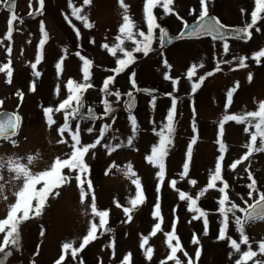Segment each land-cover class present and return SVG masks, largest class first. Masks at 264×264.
Returning <instances> with one entry per match:
<instances>
[{"label":"rangeland","instance_id":"rangeland-1","mask_svg":"<svg viewBox=\"0 0 264 264\" xmlns=\"http://www.w3.org/2000/svg\"><path fill=\"white\" fill-rule=\"evenodd\" d=\"M4 2L5 0H0V7ZM71 3L73 7L82 9L81 15L87 17L91 28H85L84 22L72 15L69 0H44L40 15L30 21H22L21 18L30 12H37L38 0H16L15 13L4 10L0 12V65L10 61L13 73L11 83H6V74L0 73V112L9 111L21 118L17 134L9 139H0V163L5 164L4 168H0V176L4 177L0 180V219L6 218L9 206L16 199L14 193L22 185V181L12 180L14 174L7 171L6 162L9 158L27 164L28 156L36 157L29 168L33 173H38L48 170L58 157L66 159L72 150V139L68 132L63 134L66 143H58L61 139L58 129L64 123L65 113L53 112L52 118L56 123L49 127L44 108L55 109L67 99V82L70 79L78 83L84 82L80 56L92 62L91 79L88 82L93 87L83 93L84 108L86 111L94 110L99 113L100 119L79 120L69 116L70 131L75 132L79 127L81 143L87 145L99 138L100 129L105 128L101 143L85 156L89 168L86 176L92 184V191L88 192L87 183L83 185L86 192L84 203L80 202V188L75 180L77 173L64 169V174L70 177L68 183L55 190L59 192L58 196L48 198L41 215L30 213L31 218L19 225V244L6 249L11 255L7 256L5 264H56L62 254L65 256L62 264H81V261L83 264H122L123 258L128 254H131V264H161L170 252L165 234L172 230L174 220L177 221L176 235L184 250L177 253L181 264H188L189 258H192L194 264H235L249 245L252 251L257 252V256L249 260L248 264H254V261L264 264V254H260L258 248L259 242L264 240V220H257L244 228L249 243L241 244L239 253L230 248L227 239H217L222 219L217 203L221 195L217 189L223 186L221 182L218 181L216 189L208 190L198 200L197 206L208 214L207 235L204 234L203 218L193 220L194 214L188 211V202L179 200V192L196 198L206 188L209 174L221 155L217 137L223 116L256 111L259 102L264 101V57L260 63L252 58L254 53L264 49V20L258 21L249 29L251 38L248 40H214L204 37L176 41L168 47H161L160 29H154L152 51L147 56L142 52H133V57L139 58L117 75L112 70L117 67L116 61L124 58L123 54L117 51L113 56L102 45L114 47L117 43L116 37L120 34L119 28L123 23V9L119 6V0H91L89 5H84L83 0H71ZM124 3L136 25L133 31L147 34L143 14L144 0H124ZM207 6L208 13L218 18L226 27L251 23V12L255 7L254 0H207ZM172 8L175 14L165 15L162 7L154 8L153 14L160 28H167L171 34L177 35L183 24L197 18L196 9V16L200 14V0H174ZM12 15L16 16V20L13 21L9 40L5 36L8 20ZM41 23L47 33V40L42 49L41 62L36 67V71L41 73L37 78L33 75L31 64L36 61L42 39ZM225 43L228 44L227 53L224 51ZM122 47L132 51L135 45L125 40ZM76 53L80 55L77 56ZM239 57L246 58L247 67L239 68ZM62 58V71L58 75L55 65ZM165 61L170 67H165ZM217 64L220 71H216ZM193 65L197 68L190 81L187 72ZM208 72L214 74L207 76ZM165 74L171 79L165 80ZM249 74L252 75L251 82L248 80ZM109 76H115L109 91H118L119 98L101 91L103 81ZM130 77L135 80V88ZM200 77H205L202 87L192 95V84L199 82ZM173 80L178 81L175 90ZM237 82L239 87L234 92L226 113L227 92ZM33 84L35 91L30 90ZM137 87L152 88L158 94L151 96L138 93L135 110L126 113L123 101L129 97L127 93H134ZM18 91L23 93L22 99L17 97ZM172 99L176 100L174 132L164 158L165 172L161 182L157 177L159 169L150 164L146 157L159 142L157 133L167 123L166 116ZM105 100L113 109L107 115L104 111ZM72 106L76 108L75 103ZM129 116L135 117L137 125L131 145L128 144V139L133 137V131ZM245 126L229 121L225 123L221 137L226 146L221 176L229 185V200L238 206L234 214H229L227 236L237 243L240 242V235L236 230L235 218H242L244 212L240 209H247L258 199L256 193H253L252 199L248 197L247 185L251 182L248 179L249 173L256 180L258 191L264 193V152H254L237 165L235 170L230 168L247 151L245 145L249 141V135L244 131ZM89 128L93 130L91 133L87 131ZM194 136L196 143L192 146L188 174L182 178L188 145ZM111 148L115 150L110 152ZM128 165H131L135 176H125ZM137 178L141 183L144 202L130 213L132 219L129 221L123 208L131 207L129 201L136 195L132 180ZM190 180H195L196 184H190ZM172 181L176 182L174 187L171 186ZM93 195L97 209L109 213L107 220L111 232L101 235V230H98L99 238L87 245L73 260L70 251L62 253V245L72 242L73 247L78 248L87 234L89 222L99 224V218L91 213ZM157 202L160 204L162 221L152 216ZM117 203L121 207H117ZM157 222L161 223V228L155 236H151V230ZM193 234L199 244L192 243ZM3 236L4 233H0V242L3 241ZM144 236L149 237L145 248L153 249L150 260L140 248L141 237ZM197 249L200 250L198 260ZM3 256L4 254H0V258ZM167 264H175V261H167Z\"/></svg>","mask_w":264,"mask_h":264},{"label":"snow or ice","instance_id":"snow-or-ice-1","mask_svg":"<svg viewBox=\"0 0 264 264\" xmlns=\"http://www.w3.org/2000/svg\"><path fill=\"white\" fill-rule=\"evenodd\" d=\"M39 8L36 10L38 13L41 12L44 6V0H38ZM84 5H89L91 3V0H83ZM174 3V0H144L143 5V14L145 18V22L147 25V34L143 31H136L134 32L133 29L136 27L134 22L132 21L131 17L128 14V6L124 3V0H119V6L123 9V16L122 20L123 23L121 24L119 28V35L116 37L117 43L114 47H109V45L104 44L102 45L103 48L107 49L108 52L115 56L117 54V51L123 54L122 59H118L116 61L117 67L113 69L117 75L124 71L125 68H127L130 64L134 62L133 52H142L145 56L149 54L150 51H152V41H153V32L154 29L159 28L161 33V40L165 37H167V32L160 28V26L156 22V17L153 14V9L157 7H162L164 14H175L172 8V5ZM254 10L251 12V23L246 24L245 27L241 30V33H238L237 38H239V35L242 34L246 38H251V33L249 32V29L253 28L258 21L264 20V15H261L264 13V0H254ZM14 6V5H13ZM29 7L31 8V2L29 3ZM69 7L72 8V15L77 19L84 22L85 28H91L92 25L88 23L87 17L82 16L81 8L73 7L71 0H69ZM30 15L34 13H29ZM208 6H207V0H200V14H199V21H204V23H200L196 29L193 30L192 33H189V35L192 34H200L201 32L206 33L208 35L213 36H220L221 30L225 28V25H223L219 20H212V21H205V18L208 17ZM178 19H180L179 16H177ZM67 19V17H65ZM16 20V16L12 15L8 20V31L6 33L5 39H11L12 35V25L13 21ZM185 27H188L185 25ZM41 33H42V39L40 41V44L38 46V53L36 56L35 63L31 64V68L33 70V75L35 77H39L41 73L39 71H36L37 65L41 62L42 58V49L44 44L47 40V33L44 31L43 23H41ZM183 32L180 34V37L183 38ZM77 36H79V32H77ZM139 37V39H137ZM125 40L133 42L135 47L132 51L125 50L122 45L124 44ZM224 51L227 53L228 51V44H224ZM8 52H11V47L8 48ZM77 56H79V53H76ZM264 57V49L259 50L258 52L253 54V59L260 63L261 58ZM80 59L82 60V74H83V83H78L73 80H69L67 82V89H68V97L67 99L63 100L58 107L55 109L53 108H44V115L46 118V123L49 127H51L53 124H55V120L52 118L53 112H61L63 111L65 113L64 117V123L63 125L58 129L59 134L61 135V139L58 141V143H66V141L63 139V134L65 132H68L72 139L71 144V152L67 155L66 159H60L59 157L54 160V162L51 164L50 168L45 171H41L38 173H33L29 165L33 164V161L36 159L34 156H28L27 157V164L20 163L19 160H13L11 158L8 159L6 162L7 164V171L10 173H13L12 180L15 181H22V185L19 187L18 191L14 193L15 195V202L9 206V210L7 212V216L4 219H0V233H4L3 241L0 242V254H4L3 258H0V264H5V260L7 256L11 255L10 252H6V249L9 246H17L19 244V225L23 221H27L31 218L30 213L34 214L35 216L41 215L42 209L44 208L46 201L50 196L59 195V192H56L55 190L62 187L64 184L68 183L70 177L64 174V169H67L69 172H76L75 180L77 182V186L80 188V202L83 204L86 196V192L84 190L83 185L87 183V189L90 193L92 191V184L90 181L87 180L86 174L89 171L88 165L85 162V156L89 153L91 149H95L97 145L101 143V139L104 136L105 128L100 129V137L97 138L93 143L84 145L81 143L80 140V130L79 127H77V130L75 132L70 131L69 126V116H73L76 113L77 109L73 108V103L80 105L82 104V97L83 93L87 91L88 89L92 88L93 85L89 83L88 81L91 79V67L92 62L83 56H80ZM245 57H239L238 58V66L239 68H245L247 67L245 63ZM10 61L9 63L0 65V73L6 74V83H11L12 78V69L10 67ZM165 67H170L167 64V61L164 62ZM224 63H230V61H224ZM62 65H63V58L60 62H57L55 65L57 74L59 75L62 71ZM200 67H203V65H200ZM196 65H193L191 68H189L187 72V77L191 81L192 77L195 75L196 72ZM216 71H220V66L217 64ZM213 72H208L207 76H212ZM134 76V74H133ZM165 80L171 79L169 75H164ZM205 77H200L199 82L192 84V92L195 93L197 89L201 87V84L203 83ZM115 80V76H109L103 81V87L101 89L102 92H104L106 95H115L117 98H119L120 93L117 91L115 93L109 91V86L113 83ZM132 86L135 88L136 83L133 78L130 77ZM248 80L251 82L252 75L249 74ZM178 83V81L173 80V89L175 90V86ZM239 83L237 82L236 85L229 89L227 92V101L225 104V112L227 113V109L231 105L232 102V96L234 92L238 89ZM31 91H35V85L33 84L30 88ZM17 97H20L22 99L23 93L17 92ZM127 95L131 98L132 93L129 92ZM131 103V101H130ZM153 105L155 101H152ZM0 104H2V101H0ZM105 113H111L113 109L108 105V102L105 100ZM91 111V110H90ZM176 113V100L172 99L171 108L169 109L166 120L167 123L162 125L161 130L157 133L159 137V142L156 146H154L151 150V154L146 157L148 162L152 164L153 166L157 167L159 171L157 172L158 179L162 182L164 178V158L168 153V147L172 143V133L174 132V117ZM20 116L14 115L9 120L0 122V139H9L10 137L5 135L6 131L10 128L11 136H15L17 134L18 128H19V122H20ZM129 120L132 125V131H133V137H130L128 139V144H132V140L135 136V133L137 131V125H136V119L133 116H129ZM229 121H234L237 124H245L244 131L249 135V141L245 145V148L247 149L246 153L239 159L234 161L230 168L232 170H235L237 165L242 163L243 161L247 160L254 152H264V101L259 102L257 106L256 111H249L241 115H229L225 114L223 118L220 120L219 123V132L217 137V143L219 144V152L221 155L217 158L214 170L210 172L209 179L206 185V188L201 190L196 198H192L187 196L184 192H179V200L181 201H187L188 202V211L193 213L192 216L193 220H198L203 218V224H204V234L207 235L208 230V219H207V213L197 206L198 200L200 197H203L205 193L210 189H216L217 182L222 183V187H219L217 190L221 194L220 198L218 199V211L221 219V224L219 228V234L217 239L218 240H228L229 246L231 249H233L235 252H241L240 245L245 244L248 245L249 238L247 235H245L244 227L249 222H255L256 220H264V193H261L258 191L256 187V180L253 178L252 174L249 173L248 179L251 181L247 188L248 191V197L249 199H252L253 193H256L258 196V199L255 200V203L252 205H249L248 207L251 209V211H247V209H240L242 212H246V215L241 218L240 216H237L235 218V225L236 230L240 235V242L237 243L236 240L231 239V237L227 236L228 227H229V214L233 213L234 210L238 209V206L235 203H232L229 200V196L227 194V189L229 188V185L227 182L223 181L221 172H222V161L224 159L223 153L226 151V146L222 142L221 137L224 133V125L225 123ZM250 129H254V131H249ZM89 133H91L93 130L89 128L87 130ZM193 131L195 132V127H193ZM259 140V146H257V141ZM196 143L195 136L193 137L192 141L188 145V150L186 153V161L183 164V172L181 173V177L183 178L188 174L189 170V161L191 160L192 156V146ZM13 145L15 146V141H13ZM105 147H108L105 145ZM116 147H119L117 145ZM115 148H111L109 151H114ZM5 164L0 163V168H4ZM127 170L125 171V176H135V172L132 171L131 165L126 166ZM247 171V169H246ZM107 174V172L105 173ZM4 177L0 176V180H3ZM132 183L136 187V195L133 199L129 201L131 207H124L123 211L125 216H127L128 220L130 221L132 219L130 213L137 208L138 205L142 204L144 202V195L141 187V183L139 179H133ZM175 181L171 182V186H175ZM190 184L195 185V180H190ZM37 185H41V187H37ZM157 192H159V185L157 186ZM7 199V197H5ZM35 202V203H33ZM247 203V202H245ZM230 205V206H229ZM117 207H121L119 203L116 204ZM173 212L175 213V209H173ZM91 213L94 217L99 218V224L94 222H89V227L87 230V234L82 238V242L79 244L78 248L73 247L72 242H66L62 245V253L71 252L72 259L75 260L77 258V255L79 252H81L87 245H89L94 240L98 239L97 236L98 230H106V225L108 223V216L109 213L107 211H100L96 207V198L93 195L92 196V203H91ZM152 216L154 219H159L162 221L161 218V212H160V204L159 202L156 203L154 206V209L152 211ZM176 220L173 221L172 224V230L165 234L166 236V244L167 247L170 249L169 255L167 256L165 261H161V264H167V261H175V264H181L180 260L177 258L178 252H183V248L181 246V242L176 235ZM161 223L157 222L155 223L154 227L151 230L150 235L155 236L157 231L160 230ZM44 233L42 232L41 235ZM149 237L144 236L141 237V243L140 248L145 251V256L147 259L152 258L153 249L151 247L145 248V245L148 243ZM175 241V243H173ZM192 243L193 244H199V240L197 239L196 235L193 234L192 237ZM259 253L264 254V240L260 241L258 244ZM185 256H188L187 252H184ZM200 256V250H196V259L198 260ZM257 256V252L251 250V246L249 245V248L247 251H243L239 257V259L236 260L235 264H248L249 260H253L254 257ZM65 260V256L62 254L60 258L56 261V264H62V262ZM81 264L83 262L81 261ZM122 264H131V254L126 255L123 258ZM188 264H194V261L192 258L188 259ZM254 264H262L261 261H254Z\"/></svg>","mask_w":264,"mask_h":264},{"label":"water","instance_id":"water-1","mask_svg":"<svg viewBox=\"0 0 264 264\" xmlns=\"http://www.w3.org/2000/svg\"><path fill=\"white\" fill-rule=\"evenodd\" d=\"M14 5V6H13ZM15 8H16V0H5V2L3 3V5L0 7V12L2 10L14 13L15 12ZM40 15V12H35L34 14L30 15H26L23 16L21 18L22 21H29V20H33L35 18H37ZM218 20L215 16L209 14L208 17L205 18V21H212V20ZM200 23H204V21H199V17L197 19H195L194 21L187 23L185 25H187L188 27H185V25L181 28V30L179 31V33L177 35H173L170 33V31L167 28H163L166 32H167V37H165L163 39V41L161 40V33H160V44L164 47H168L171 44H173L176 41L179 40H192V39H201L204 37H211L212 39H216V40H220V39H224V38H235V39H242V40H248L249 38H246L245 36H243L242 34L239 35V38H237L238 33H241V30L245 27V26H236V27H226L224 29L221 30V35L220 36H213V35H208L206 33L201 32L200 34H192L189 35V33H192L194 29H196L198 27V25ZM183 32V38H178L180 37V34ZM250 32V31H249ZM137 93H146L149 95H155L158 94V91L152 88H147V87H138L136 89V92L132 93V97H127L124 101H123V108L127 113H132L137 105ZM131 101V103H130ZM85 107V102L84 99L82 98V104L80 105H76V113L74 114V118H84L87 120H97L99 118V113H97L94 110L91 111H85L84 109ZM14 113L9 112V111H1L0 112V122H4L9 120L11 117H13ZM11 129L9 128L5 135L7 136H11ZM255 202H253L252 204H254ZM250 204V205H252ZM247 211H251V209L248 207ZM246 215V212L243 213V216ZM257 221V220H256ZM250 223H252V221H249L245 227H247ZM244 227V228H245ZM111 232V229L109 227V224L107 223L106 225V230H101V235H108Z\"/></svg>","mask_w":264,"mask_h":264},{"label":"trees","instance_id":"trees-1","mask_svg":"<svg viewBox=\"0 0 264 264\" xmlns=\"http://www.w3.org/2000/svg\"><path fill=\"white\" fill-rule=\"evenodd\" d=\"M198 11H197V9L195 10V17H198L199 16V14L196 16V13H197ZM181 18H183L182 16H181ZM140 56V55H139ZM139 57L137 56L136 58H134V60H136V59H138ZM214 72V71H213ZM201 87H202V84H201ZM200 87V88H201ZM199 88V89H200ZM198 90V89H197ZM194 93H192V95H193ZM103 110V109H102ZM104 111H105V109H104ZM107 115V114H106Z\"/></svg>","mask_w":264,"mask_h":264}]
</instances>
